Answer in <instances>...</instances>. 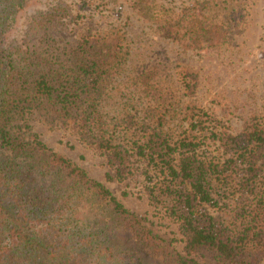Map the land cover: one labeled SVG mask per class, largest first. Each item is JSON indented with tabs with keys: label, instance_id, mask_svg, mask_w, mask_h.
Here are the masks:
<instances>
[{
	"label": "trees",
	"instance_id": "obj_1",
	"mask_svg": "<svg viewBox=\"0 0 264 264\" xmlns=\"http://www.w3.org/2000/svg\"><path fill=\"white\" fill-rule=\"evenodd\" d=\"M250 1L197 0L176 11L149 0L148 15L160 36L219 53L230 44L229 33L247 24ZM18 3L0 0V264H197L189 256L198 248L228 264L264 258V112L233 135L187 105L185 125L169 132L163 123L179 105L169 89L150 88L151 113L126 118L118 145L99 105L121 52L116 33L83 38L71 70L51 58L24 59L3 42ZM216 9L219 25L204 23V13ZM54 16L41 14L33 24L43 28ZM45 101L66 116L78 113L75 123L114 163L107 180L123 181L133 171L144 177L150 201L178 226L186 255L105 184L39 139L26 115ZM219 204L229 209L227 217L207 212Z\"/></svg>",
	"mask_w": 264,
	"mask_h": 264
},
{
	"label": "rangeland",
	"instance_id": "obj_2",
	"mask_svg": "<svg viewBox=\"0 0 264 264\" xmlns=\"http://www.w3.org/2000/svg\"><path fill=\"white\" fill-rule=\"evenodd\" d=\"M136 1L18 0L5 28L4 46L14 47L24 59L51 58L52 63L62 70H71L74 51L83 38L116 33L121 52L103 84L99 105L109 130L116 133L114 139L118 145L124 139L123 121L126 118L132 115L145 118L151 113L154 97L150 88L169 89L172 101L179 105L163 123L169 132L185 125L183 119L189 113L185 108L187 105L204 110L233 135L242 132L252 118L263 114L264 0L250 1L247 24L229 33L230 44L226 50L221 48L219 53L190 50L160 36L156 25L150 22L149 0ZM195 1L154 0L156 3L152 4L157 7L162 4L177 11ZM244 1L240 0V6ZM153 10L150 14L159 11L156 7ZM216 11L205 12L204 23L219 25ZM41 14L55 16L50 24L39 28L33 22ZM186 74L193 75L191 82V76ZM186 82H189L190 90L185 88ZM33 105L26 120L46 146L105 184L125 207L146 218L154 233L171 241L182 255H186L178 226L165 217L160 206L156 208L150 201L148 184L141 174L133 171L123 181L107 180L106 175L114 174V163L107 152L96 148L94 139L80 123H75L78 113L73 110L66 116L46 101ZM207 151L215 154L211 146ZM231 204L232 207L235 205L234 202ZM228 210L219 204L218 207H208L207 212L225 218ZM189 257L197 264H228L205 248L195 249ZM256 264H264V258Z\"/></svg>",
	"mask_w": 264,
	"mask_h": 264
}]
</instances>
